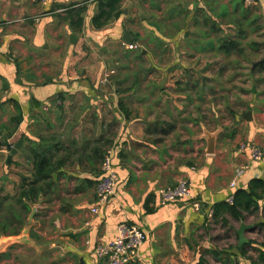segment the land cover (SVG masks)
<instances>
[{"label": "crops", "instance_id": "0c3cea01", "mask_svg": "<svg viewBox=\"0 0 264 264\" xmlns=\"http://www.w3.org/2000/svg\"><path fill=\"white\" fill-rule=\"evenodd\" d=\"M240 3L0 0V130H11L13 142L54 136L62 144L54 160L65 158L53 173L56 188L32 204L30 234L46 264H106L93 247L114 238L122 223L147 234L129 264H251L249 248L257 251L264 242V195L243 220L206 215L252 179L264 180L262 164L248 151L238 152L240 142L264 150V98L258 99L264 67L256 69L264 57L250 66L219 49L221 38L246 32L237 19ZM259 3L264 6V0ZM225 56L241 69L230 70ZM222 64L234 82L244 76L245 84L237 92L220 85L224 99L206 103L204 85ZM225 114L220 128L210 125ZM202 126L215 132L211 153ZM109 149L116 191L92 214ZM17 156L28 164L21 148L11 159ZM182 178L191 183L200 208L186 199L161 204L159 190ZM241 224L249 226L243 243ZM256 230L263 242L251 238Z\"/></svg>", "mask_w": 264, "mask_h": 264}, {"label": "trees", "instance_id": "16d2710c", "mask_svg": "<svg viewBox=\"0 0 264 264\" xmlns=\"http://www.w3.org/2000/svg\"><path fill=\"white\" fill-rule=\"evenodd\" d=\"M218 33L219 30H214ZM245 32L239 29L234 39L229 38L224 41L221 38L219 49L227 56L234 54L243 56L244 47L241 38ZM223 65V64H222ZM264 63L258 64L256 69L261 71ZM228 65L222 66V71L227 70ZM206 86V85H204ZM19 117L16 120L18 123ZM7 137L12 135V131L6 133ZM22 139V138H21ZM54 136L41 137L35 140L30 138L22 139L21 153L29 163L26 172H20L19 181L14 188V194L4 193L3 185L0 186V235H17L25 225V220L29 215L32 204L37 201L40 195H47L56 188V182L52 174L65 166V158H57L56 154L62 148V144L55 140ZM24 140V141H23ZM23 142L25 144H23ZM264 195V180L255 178L249 181L247 188L234 191V200L232 204L226 201L215 204L213 214H229L236 220H243L244 213H252L258 209V200ZM222 223H227L223 218ZM262 227L264 235V221L259 224ZM8 228H10L8 230ZM9 231V232H8ZM253 243L247 241L246 244ZM241 246V253L245 254V245ZM255 247L257 256H247L251 264H264V242Z\"/></svg>", "mask_w": 264, "mask_h": 264}, {"label": "rangeland", "instance_id": "374dc122", "mask_svg": "<svg viewBox=\"0 0 264 264\" xmlns=\"http://www.w3.org/2000/svg\"><path fill=\"white\" fill-rule=\"evenodd\" d=\"M240 4L243 7V13L242 14L239 13L237 19L240 20L247 28L245 32L246 36L244 35L241 38V43L245 49L244 54L242 56V62L245 63V61H247V64L251 66L252 63L257 62L261 57H264V49L261 50V48L264 47V39H263L264 38V6H261L259 1L250 7L244 6L243 0H241ZM214 51L215 49L210 50V52L212 53ZM257 52H260V54L257 56L252 55V54H256ZM224 60H226L225 62H228L230 64V70L241 69V64L237 63L236 65H232L231 62L228 61V60H232L231 57L225 56L223 57V61ZM230 70H228V72H221V73L220 70L213 71L214 76H212V79H210L207 82L205 89L204 98L206 103H208L207 98L209 99L213 98L219 102L222 101L221 99H224V97L221 98V86H223L224 89L226 90L235 89V91L237 87L243 88V84H245L244 76L237 78L236 81L237 85H236V82H234L233 78L231 79L230 74L233 73H230ZM236 74L240 75L239 72ZM261 76L264 78V74H262ZM260 92L261 93L259 94V96L257 95L258 99L259 97L262 96L264 98V89H261ZM231 98L233 99V96H231ZM208 107H210L209 104ZM181 108L183 107L181 106ZM226 116H227L226 114L224 115L223 118H221L220 115L217 116L213 121L210 120V125H212L213 122L214 124L218 123L217 124L218 126L220 124H223L228 120V116L227 117ZM2 131L3 130H0V139L4 140L3 138L5 137L4 135H6V133L3 135ZM174 134H179V131H176ZM14 155L15 154H13L11 158H13ZM8 156H10L8 149L5 148L3 150L0 147V186L3 185L4 193L7 192L8 194L13 195L16 183L19 181L18 173L26 172L28 170L27 168L29 166V163L28 164L25 163V165H23L24 157H20V156H17L15 160L11 159L8 162L7 161ZM28 216L25 220V224L29 223L28 238H30L33 241L34 245L28 244L24 240L8 245L7 247H5V251L0 254V264H46V262L43 259V254L38 253V250H40L41 247H39V245L33 240L32 235L30 234L32 220L29 219ZM255 219L256 217L254 216V218L251 220L254 222ZM9 229L10 228H8V230ZM250 236L251 238H255L256 241L259 240L263 242L262 234L258 230L251 233ZM6 238L7 236L3 235V239L6 240ZM229 241L230 240H225V243H228ZM230 242L234 243L236 241L235 239H232ZM250 249L251 248H249V251L253 253L250 256L256 257L257 251H255L254 248H252L251 250Z\"/></svg>", "mask_w": 264, "mask_h": 264}, {"label": "built area", "instance_id": "2783aa9c", "mask_svg": "<svg viewBox=\"0 0 264 264\" xmlns=\"http://www.w3.org/2000/svg\"><path fill=\"white\" fill-rule=\"evenodd\" d=\"M44 2L45 0H40ZM259 0H243V5L250 7ZM113 71H110V73ZM13 142L12 139L8 138ZM249 152L250 159L262 164L264 172V150L256 143L240 142L238 152ZM236 174L230 180L229 185L234 188L236 185ZM117 173L112 165V151L109 149L103 157L100 165V174L96 182V193L94 204L90 207L92 214H97L101 205L115 194L117 186ZM161 204L176 201L179 199L188 200L196 208H200L201 202L195 197L191 183L188 179L182 178L177 181L174 186L161 188L159 190ZM234 200V192L230 193L226 202L232 204ZM213 211L209 209L206 213L207 217L211 218ZM147 234L137 225L122 223L118 225L117 234L114 238L106 242H98L93 247V254L97 258H106V264H129L136 255L140 245L146 240Z\"/></svg>", "mask_w": 264, "mask_h": 264}, {"label": "water", "instance_id": "95a60500", "mask_svg": "<svg viewBox=\"0 0 264 264\" xmlns=\"http://www.w3.org/2000/svg\"><path fill=\"white\" fill-rule=\"evenodd\" d=\"M128 33L124 34V37L127 38ZM220 128V126H218ZM217 128V130L219 129ZM202 130L204 132V136L207 137V147H206V151L207 153H211L213 151V147H214V139H215V132H210L205 126H202ZM216 131V130H214ZM9 137H7L4 141L1 142V144L5 147H7L9 149V155L7 158V161L9 162V160L11 159V156L13 154H16L17 151L21 148L22 145V139H18L15 142H11L8 140ZM53 177H55V174H53ZM35 211V208L31 209V212L29 214V219L32 218L33 213ZM29 223L25 224L22 228V230L19 232V234L17 235H8L6 240L3 239V235H0V254L3 253L5 251V247H7L10 244H13L15 242H19L21 240H24L26 243L34 245L33 241L28 238V232H29ZM247 227V225L245 224H241L239 229H238V234H239V243H243L245 242V238L243 236V230H245Z\"/></svg>", "mask_w": 264, "mask_h": 264}, {"label": "flooded vegetation", "instance_id": "af4514ba", "mask_svg": "<svg viewBox=\"0 0 264 264\" xmlns=\"http://www.w3.org/2000/svg\"><path fill=\"white\" fill-rule=\"evenodd\" d=\"M6 138H7V135H6L3 139L5 140ZM4 140L0 139V146L2 145L1 142L4 141ZM4 147H5V146H4ZM5 148L8 149L7 147H5ZM8 151H9V149H8ZM7 158H8V157H7ZM10 160H11V159H10Z\"/></svg>", "mask_w": 264, "mask_h": 264}]
</instances>
